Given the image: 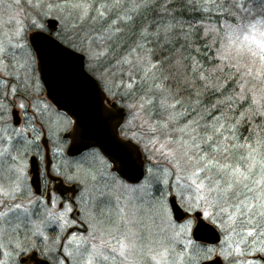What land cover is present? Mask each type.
<instances>
[{
    "label": "snow or ice",
    "instance_id": "snow-or-ice-1",
    "mask_svg": "<svg viewBox=\"0 0 264 264\" xmlns=\"http://www.w3.org/2000/svg\"><path fill=\"white\" fill-rule=\"evenodd\" d=\"M255 9L243 0H0V161L14 177L0 184V264H264V0ZM45 69L102 89L105 111L127 110L128 143L114 163L143 168L144 183L114 177L106 187L151 196L153 182L163 185L148 201L150 224L117 196L108 226L72 233L62 256L59 235L50 241L42 227H72L71 208L45 209L36 223L40 197L17 202L32 195L24 133L40 139L36 125L51 110L39 95ZM201 231L224 238L207 247ZM34 237L46 248L40 258Z\"/></svg>",
    "mask_w": 264,
    "mask_h": 264
},
{
    "label": "flooded vegetation",
    "instance_id": "flooded-vegetation-1",
    "mask_svg": "<svg viewBox=\"0 0 264 264\" xmlns=\"http://www.w3.org/2000/svg\"><path fill=\"white\" fill-rule=\"evenodd\" d=\"M40 85L43 89V92L41 91L40 94L43 95L44 88L41 83ZM47 103L49 104L50 102L47 101ZM49 105L55 112L62 115L61 119H63V121H61L60 124H57V128H51V130H49V128L47 127L46 120L42 126L40 124H37L36 128L40 133V139L36 138V135L31 129L24 133L28 140L33 141V144L30 146L27 155L24 156L25 163H27L26 184L31 190L32 195L30 197H19L17 202H23L25 205H27L29 199L35 200L37 196L40 197V200L36 204V206L30 208V211L32 213L31 220L36 223H39L42 219H46L45 209L60 213L64 211L65 207L71 208V212L68 213V218L70 220L76 221V224H74L72 227L65 229L63 232H61V228L59 226V223L57 222H46V224L42 227L43 232L47 233L50 241L56 240L59 235L62 243L61 245L57 246V253L62 256L63 244L67 243V239L71 237L72 233H75L77 236H88L89 216L86 210L89 206L97 204L101 199L93 194V198L88 202L89 191L87 189H90L91 187L88 188L86 186V183L89 179L85 181L82 178L78 177V172L80 171L78 166L75 169L76 171L71 173L70 166V160H76V158L85 155L86 152H91L92 150L96 149H86L85 151H82V153H80V155L78 156H68L66 154L69 146V138L67 137V135L72 129L73 121L65 112L58 111L52 104ZM117 105H119V103H117ZM30 110L31 109L28 110L29 115L32 114ZM65 117L67 118L66 125L64 121ZM19 126L20 125H17V127ZM43 141H45L46 145L43 144ZM13 143H15V141H13ZM2 146L4 145L1 144L0 147ZM31 157L35 158L37 164L36 173L38 176V186L36 189L30 183L31 172L29 159ZM84 163L88 168L92 170V168L86 161H84ZM93 170L90 179H92L94 175ZM109 171L111 179L114 177L118 178L117 174L112 171L111 167H109ZM67 177H73V179L70 180ZM86 199L87 201L85 202ZM53 200L55 201L54 205L52 203ZM87 202L88 204L85 206ZM0 227H7V225L0 222ZM28 227H31V224L24 225L22 226V229L18 230L21 239L24 238L23 229ZM33 239H37L42 242V238L34 237ZM71 247H74V245ZM44 248L45 247L42 242L40 250L37 252L38 257H40L41 252L45 251ZM0 259H4V257L0 255ZM68 264H72V261L69 260ZM102 264H112V262H102Z\"/></svg>",
    "mask_w": 264,
    "mask_h": 264
},
{
    "label": "water",
    "instance_id": "water-1",
    "mask_svg": "<svg viewBox=\"0 0 264 264\" xmlns=\"http://www.w3.org/2000/svg\"><path fill=\"white\" fill-rule=\"evenodd\" d=\"M39 75L46 89L47 97L59 110L65 111L74 122L73 129L68 135L71 141L67 154L74 156L90 147H97L112 163V169L121 178L129 183L139 182L144 177L140 175L143 168L136 171L114 163L124 157L126 149L122 148V145L128 143L120 137L118 130L127 115L126 110H121V107L116 106L111 111H105L107 106L102 98L104 95L102 89L93 87L75 76H70L68 72L54 74L51 70L45 69L39 72ZM43 144L46 145L45 141ZM131 144L133 147L135 146L133 141ZM140 160H144L143 155ZM30 165L31 184L37 187L38 176L35 158L30 161ZM176 204H178L177 201ZM218 236L220 237L219 231H201L197 241L214 245L219 242Z\"/></svg>",
    "mask_w": 264,
    "mask_h": 264
},
{
    "label": "rangeland",
    "instance_id": "rangeland-1",
    "mask_svg": "<svg viewBox=\"0 0 264 264\" xmlns=\"http://www.w3.org/2000/svg\"><path fill=\"white\" fill-rule=\"evenodd\" d=\"M0 18L6 19V15H3L0 13ZM38 75V73H37ZM44 94V93H43ZM40 97L43 98L40 93ZM45 100V99H43ZM31 109V108H29ZM32 112V109L30 110ZM47 115L49 116L48 122H47V127L49 130L57 128V124H60L61 121H63L62 115L56 114L52 111L48 112ZM129 118V117H128ZM1 146V144H0ZM3 147V146H2ZM15 155V152L12 153ZM95 152H86L85 155H83L80 159L77 158L76 160H70V166H71V173L76 171V167L78 166L80 171L78 172V177L82 178L83 180L87 181L86 186L90 189H87L89 191V200L88 202L93 198V194L99 197L101 200L95 205L89 206L87 208V213L89 216V223H94L97 225V227L101 226H108L109 224V209L113 210V213L116 209L117 206V196L120 197L119 204L121 206H125V199L130 197L131 198V203L136 205L139 209L138 216L141 218V221L143 224L148 225L150 224L149 216V200H159L160 198V190L163 189V185H157L156 183H152V187L149 190L152 195L148 196L144 193H129L125 191L124 189H120L119 191H116L113 188L106 187V184H111V175L109 171V165L105 164L103 161L98 158L97 156L94 155ZM86 161L90 167L93 170V173L96 178L95 180L91 178L92 176V170L86 166L84 161ZM82 161V162H81ZM8 163L10 164L11 161L9 159ZM7 168V165L3 162L0 161V184H3L7 186L10 182V179H14V177L11 176L10 173H8L5 169ZM90 169V170H89ZM146 175V174H145ZM144 181V180H143ZM144 183V182H143ZM125 184V183H124ZM127 185V184H126ZM129 186V185H128ZM92 194H91V193ZM103 193V195H101ZM103 198V199H102ZM87 199L85 200V202ZM96 201V200H94ZM88 202L85 204V206L88 204ZM179 202V201H178ZM3 210H6V208L3 207ZM12 215V213H9ZM114 218V216H113ZM88 223V226H89ZM47 236V233H44ZM223 239V234L221 233ZM217 247V246H216ZM253 257H249V259H253ZM243 259V258H242ZM225 263V262H224ZM10 264V263H9Z\"/></svg>",
    "mask_w": 264,
    "mask_h": 264
},
{
    "label": "trees",
    "instance_id": "trees-1",
    "mask_svg": "<svg viewBox=\"0 0 264 264\" xmlns=\"http://www.w3.org/2000/svg\"><path fill=\"white\" fill-rule=\"evenodd\" d=\"M259 2V0H243V3L245 5V7L252 9L253 14H255V5ZM214 15V14H213ZM260 17L257 16V20H259ZM262 28H264V25H261ZM128 119V117L126 118V120ZM125 123V122H124ZM121 132V129H120ZM121 134L123 135V133L121 132ZM129 135H131V133H129ZM245 135H247V133L245 132ZM124 136V135H123Z\"/></svg>",
    "mask_w": 264,
    "mask_h": 264
}]
</instances>
